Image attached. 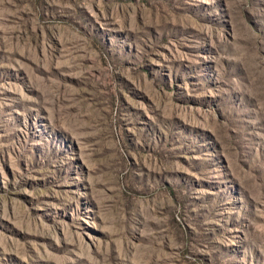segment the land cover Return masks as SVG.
I'll list each match as a JSON object with an SVG mask.
<instances>
[{
    "label": "rangeland",
    "instance_id": "374dc122",
    "mask_svg": "<svg viewBox=\"0 0 264 264\" xmlns=\"http://www.w3.org/2000/svg\"><path fill=\"white\" fill-rule=\"evenodd\" d=\"M0 264H264V0H0Z\"/></svg>",
    "mask_w": 264,
    "mask_h": 264
}]
</instances>
